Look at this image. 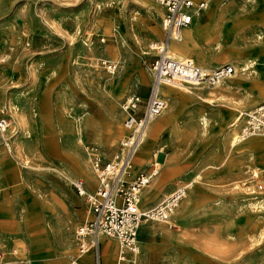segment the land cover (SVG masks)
Returning <instances> with one entry per match:
<instances>
[{
    "label": "rangeland",
    "instance_id": "374dc122",
    "mask_svg": "<svg viewBox=\"0 0 264 264\" xmlns=\"http://www.w3.org/2000/svg\"><path fill=\"white\" fill-rule=\"evenodd\" d=\"M137 3L34 0L30 11H21L28 0H0V91L17 95L24 104L28 131L24 151L15 154L13 137L10 139L14 123L6 109L11 128L3 137L11 145L8 154L25 178L19 191L28 187L37 199L33 216H42L38 206L41 192L28 182L26 174L34 172L36 181L47 183L57 175L63 177L59 169L65 168L70 180L81 179L73 154L87 156L93 151L92 162L95 156L111 159L129 133L123 127V99L136 93L145 100L149 94L151 63L156 57L150 44L160 42L166 33L156 35L149 29L148 11ZM238 17L243 18L242 23L230 29ZM205 19L196 21L201 32L199 46L211 62L232 65L236 75L215 88L163 86L172 90L171 97L160 93L167 108L148 123L123 180L130 182L157 169L139 193L143 211L161 200V195L150 199L158 187L159 191L172 183L187 189L173 212L178 210L179 219L147 222L165 226L157 231L159 238L172 236V260L160 263L264 264V145L254 140L264 141V136H250L249 142L233 149L225 143L215 158L203 152L211 122L217 124V131L225 132L235 114L264 102V0H216ZM192 56L199 65L198 54ZM104 62L117 65L114 74L106 71ZM142 69L147 72V83L142 82ZM220 87H228L227 98L221 99L218 92L209 96L212 91H222ZM230 99L243 101L234 108ZM247 103L254 105L243 107ZM207 108L212 109L213 117L207 115ZM117 113L119 125L112 121ZM65 125L66 135L61 131ZM153 141L160 143L153 145ZM139 158L146 163L137 171L135 165L144 163ZM154 162L159 165L155 167ZM24 164L40 169L24 168ZM196 174L200 178L187 187ZM83 180L88 192L98 186L97 178L93 183ZM82 207L89 210L85 199ZM71 239L74 244V236ZM74 251L78 253L76 248Z\"/></svg>",
    "mask_w": 264,
    "mask_h": 264
},
{
    "label": "built area",
    "instance_id": "2783aa9c",
    "mask_svg": "<svg viewBox=\"0 0 264 264\" xmlns=\"http://www.w3.org/2000/svg\"><path fill=\"white\" fill-rule=\"evenodd\" d=\"M164 9L161 22L166 38L153 43L152 49L156 57L151 63L153 81L148 96L142 100L136 93L127 95L121 104L124 113L123 127L128 135L120 140V152L107 161L100 156L93 158L98 186L93 194L86 193L81 180H75L73 187L79 196H84L91 218L78 226L75 238L80 255L92 251L96 264H99L98 237L105 235L118 242L117 261L122 262L126 252L133 255L139 253L138 230L142 224L150 221H165L172 211L185 198L187 189L179 186L164 196L159 202L147 210H141L139 193L150 178L144 174L137 175L130 182H125L121 174L130 168L137 143L145 126L157 118L167 108L164 98L157 92V86L167 85L181 89L188 86L202 85L215 87L234 73L230 64L205 71L190 58H175L168 53L170 40H177L181 31L192 24L207 10L214 0H156ZM105 67V64H103ZM116 65L108 63L106 71L113 74ZM239 123L238 140L264 133V102L251 110L240 112L235 117ZM10 128V120L5 109H0V135ZM5 146L8 144L5 142ZM69 264H77L72 260Z\"/></svg>",
    "mask_w": 264,
    "mask_h": 264
},
{
    "label": "crops",
    "instance_id": "0c3cea01",
    "mask_svg": "<svg viewBox=\"0 0 264 264\" xmlns=\"http://www.w3.org/2000/svg\"><path fill=\"white\" fill-rule=\"evenodd\" d=\"M33 1L34 0H28V5H26L25 8L21 7V11H25L24 9H29L30 11ZM214 1H212L210 5ZM206 11L207 10L203 11L198 17H194L192 24H195L196 21L203 23L206 20ZM165 38L166 36L160 42ZM171 41L172 40H170L169 43ZM193 62L197 64L196 61ZM208 64L210 65V69L206 70H213L219 67V62H209ZM146 74L147 72L142 69L143 83L148 82L145 78ZM190 88L193 90V87ZM212 95L213 94L209 93V96L212 97ZM253 105L254 103H247L246 106L243 107L249 108ZM238 109L233 110L232 114ZM206 112L209 117H213L212 109L207 108ZM239 113L240 112L235 114V117ZM170 121L172 123L175 122L172 121L171 118ZM67 127L68 126L65 125L61 130L65 135L67 134ZM207 132L209 138L203 143V152L205 154L212 153L214 155L213 158H215V155L218 153V148L226 143V138H224L225 134L224 132L217 131V124L213 122H211ZM2 142L3 144H1V146L3 150H0V264H62L67 261H69L67 263L69 264L72 260H75L74 258L77 256L74 249L76 248L78 251V243L75 238L74 228L91 218L90 211H86L82 207L85 197L79 196L72 185L75 180H80V178L70 180L57 175L54 180L50 179L51 181L48 180L47 183H39L34 179V172L30 171L27 173L26 178L28 182L36 186L39 192H41L38 194V199H40L38 206L40 207L42 216H33V209L37 200L35 194L29 191L28 187L25 188V191H19V186L21 184L23 185L25 178L24 176H20L17 164L13 163L9 155L11 154L9 147L11 145L6 147L4 144L5 139H2L0 143ZM158 143L160 142L153 141V145ZM140 160L144 163L139 166L135 165L134 169H137V171L138 169H143L146 163L145 159ZM81 181L85 182L82 178ZM85 183H83V185L87 193L88 191ZM170 184H167L168 187H166L167 185L164 186V190L162 191H167V194L171 192L172 189L175 188V184ZM172 186L174 187L172 188ZM95 188L97 187L90 188V191L96 190ZM159 188L160 187H158L155 192H157ZM155 199L157 198L153 195L152 200ZM179 217L180 213L174 217V219L177 220ZM142 225L138 230L137 236L138 238L140 235V239L138 238L139 253L133 255L126 252L125 256H136L138 260L137 264H162L160 263L162 259L170 262V260H172L170 250L172 247L171 245H173L172 236L163 235L160 238L157 236V231L165 229V226L155 223H145ZM71 236H74V244L72 243ZM100 236L98 237L99 264H104L103 252H100L102 248ZM142 236L144 239H142ZM106 237L109 239L111 238L108 236ZM69 238L70 245H66ZM111 240L116 244L111 259L112 264L114 258L116 264L121 263L117 261L119 249L118 242L115 238H111ZM157 257L161 258L159 259L160 261L156 259ZM78 262L80 264H86V262L88 264L89 262L91 264H96L92 251H90L89 254L84 253L80 255ZM122 263L129 264L130 262L128 263V260H123Z\"/></svg>",
    "mask_w": 264,
    "mask_h": 264
},
{
    "label": "bare ground",
    "instance_id": "6f19581e",
    "mask_svg": "<svg viewBox=\"0 0 264 264\" xmlns=\"http://www.w3.org/2000/svg\"><path fill=\"white\" fill-rule=\"evenodd\" d=\"M135 1L139 3V4L137 3V5L141 6L142 8H144V9H146L148 11V15H147L146 20H147L148 24L150 25L149 29L153 33H155L156 35H158L160 33V31L161 32L164 31V28H163V25H162V22H161V18L163 17L162 9L159 8L158 6H156L157 4H155L152 0H135ZM158 5H160L159 2H158ZM158 19H160V23H159L160 26H158ZM242 20H243V18L238 17L234 21V23H232V25H230L231 26L230 29L235 28L238 25H240L242 23ZM200 33H201L200 32V27L197 25V23L192 24V25L190 24L188 27L184 28L181 31L180 36H179V38L177 40H172L170 43H168V47H167L168 53L172 57H175V58L187 57V58H191L193 61H194V59H193L192 55L194 53H196L199 56V59H198L199 65L198 66L200 68L204 69L205 71H210V70H206V69H210V67H209L210 65L208 63L211 62V60L206 58V56H205V55H207V53L205 52L206 50L203 49V47L201 45L199 46V43H198V40H197V37L200 35ZM152 44L153 43L150 44L151 50H152ZM110 63L115 64L114 62H110ZM103 64H105V68H106V65L108 64V62H104ZM245 67L246 66L241 67V70L245 71ZM150 71H151L150 73L152 74V72H153L152 68L150 69ZM236 73L237 72L235 71L229 77H234L236 75ZM31 75H33V74H31ZM152 79H153V75H152ZM222 82H220V83H222ZM220 83L217 84L215 87L219 86ZM163 86H167V85H162V84L158 85L157 86V92L159 94L160 93H165L169 97H171L172 90L170 88L163 89ZM195 86L196 87H202V85H195ZM220 88H221L220 90H222V91H212L211 94H215L216 92H218L219 94H221L220 95L221 99L227 98V96L224 93H226L228 91V87H220ZM163 90H164V92H163ZM262 91H264V89H262ZM20 99L21 98H19L17 95H13L12 93L8 94V93L4 92L3 90L0 91V100H1V104L3 105V106H0V109H6L7 111H9L11 113V117L13 119V123L14 124L12 125L11 131H10V128H11V125H10V128L8 129V132L10 131V133H13V136L11 135L10 139L13 137V145L14 146L13 145L12 146L14 147L15 154L17 156H18V154H21L22 151H24V149L26 147L25 146L26 144H25V141H24V136L28 135V131L26 129L27 118H26L24 107H23L24 104L23 105L21 104ZM230 101L232 103V107L236 108V107L240 106V103L243 101V99H232V100L230 99ZM112 114H114V113H112ZM119 120H120V114L119 113H117L114 116H112L113 124L119 125ZM147 126H148V124L145 126V128L142 131V134H141V136L139 138V142L137 143V146H136V150H137V147L140 145V143L143 142L145 133L147 134V132H146ZM238 126H239V123H236L235 116H233L232 120H230V123L227 124V126H226L227 130L224 132V134H225L224 138H226V143H227V145L229 146L230 149L231 148L233 149L234 147L239 146V145L243 146L244 144L249 142V141H246V140L249 139L248 137H247L248 139L244 138L242 140H238ZM8 132L6 134H4V135H7ZM127 132H128V130H127ZM4 135H0V136L3 137ZM256 135L264 136V133H259V134H256ZM256 135H253V136H256ZM3 139H5V138L3 137ZM79 140H80V138H79ZM254 140H257L258 142H260L261 146L264 145V141H262V138L261 139H254ZM5 142L7 143L8 141L5 139ZM224 143H225V141H224ZM7 144H8V146L10 145L9 142ZM224 145L226 146V144H224ZM9 147L11 148V146H9ZM120 150H121V148L118 149L115 154L120 152ZM136 150H135V152H136ZM8 151H10V150H8ZM86 154H87V156L73 154V155H75L73 164L78 169H80V171L82 173V176H81L82 179H85L88 182L93 183V182H95V179L97 178V175H96V170L92 166L93 163H92V165L90 167L91 163L89 164V162H92V158H89V157H91L93 155H96V153H93V151H92V153L87 152ZM262 155H264V154H262ZM154 159L156 160V155H155ZM153 164H154L155 167H157L159 165V163H156V162H154ZM24 167L25 168L31 167L32 169H40L38 166H36V167L35 166H28V164L27 165L24 164ZM59 170H60V172H62V176L65 177L66 179H69V177H71V175L67 172V170L65 168H60ZM156 171H157V169L155 168V170L151 171L146 176L151 179L155 175ZM261 172H264V169H262ZM255 173H256V171H255ZM126 174H127V170H125L121 174L120 177L124 178ZM199 178H200V176L196 174V176H194L193 179L191 178L192 180H189L186 183L187 187L192 186L193 182L196 179H199ZM262 182H264V181H262ZM166 187H168V185ZM163 188L161 190L155 192L154 194H152L150 196V199H152L153 195L155 197H158V196L161 195L162 198H163L167 194V191H165V192L162 191V190H164ZM172 188H173V186H172ZM87 193L91 194V192H87ZM174 210L172 211V213L174 212ZM177 212H178V210H176L175 213H173V215H171L172 214L171 213L170 216L165 221L169 222L168 219L177 216V214H178ZM69 240H70V238H69ZM100 241L102 242V250H103L102 251L103 252L102 255L104 257V259H103L104 260V264H109L110 260L112 259L116 244L114 243V241L111 240V238L109 239V238H107L104 235L100 236ZM66 245H70V241H68V243ZM89 252L90 251H88L86 253L89 254ZM74 259L77 262V264H80L78 262V260L80 259V254L79 253H77V256ZM124 260H128V263L130 262L129 264H137V261H138L136 256H132V257L125 256ZM86 264H88V263L86 262ZM89 264H91V263L89 262ZM113 264H116L115 258L113 259ZM118 264H126V263H122L121 262V263H118Z\"/></svg>",
    "mask_w": 264,
    "mask_h": 264
}]
</instances>
